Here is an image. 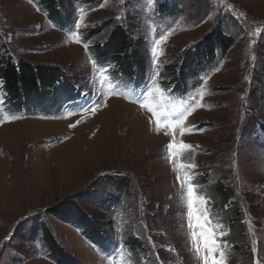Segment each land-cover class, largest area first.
I'll return each instance as SVG.
<instances>
[{
    "label": "rangeland",
    "instance_id": "rangeland-1",
    "mask_svg": "<svg viewBox=\"0 0 264 264\" xmlns=\"http://www.w3.org/2000/svg\"><path fill=\"white\" fill-rule=\"evenodd\" d=\"M7 62L0 264H264V0H0Z\"/></svg>",
    "mask_w": 264,
    "mask_h": 264
},
{
    "label": "trees",
    "instance_id": "trees-1",
    "mask_svg": "<svg viewBox=\"0 0 264 264\" xmlns=\"http://www.w3.org/2000/svg\"><path fill=\"white\" fill-rule=\"evenodd\" d=\"M117 30L118 31L113 33L112 37L113 41L117 42L115 45V49L119 50L122 47L129 48L131 42L128 36L123 35L120 32V29ZM217 32V30L214 31L212 36L200 46L204 51L209 53H213V49L215 46H221V53L224 56V54L233 46L234 40L224 37L221 32H218L219 34H217ZM117 37L119 38L118 41ZM54 75H57L56 71H54V68L34 66L31 64H26L24 62L19 63V65L18 63L15 65L11 64V62H7L4 63V65L0 69V77L4 82V88L12 94H16L19 91L30 92L32 90H35L37 88L38 81L46 83V81H49ZM236 196L237 195H235V197ZM231 229L234 237L240 236L247 238V232L246 230H242V227L241 231H238L235 226L231 227ZM236 230L238 231L239 235L235 234L234 231ZM246 253L247 252L245 251V256ZM246 259H249V256H247Z\"/></svg>",
    "mask_w": 264,
    "mask_h": 264
},
{
    "label": "snow or ice",
    "instance_id": "snow-or-ice-1",
    "mask_svg": "<svg viewBox=\"0 0 264 264\" xmlns=\"http://www.w3.org/2000/svg\"><path fill=\"white\" fill-rule=\"evenodd\" d=\"M161 39H163V37H161ZM144 107H147L148 111L152 112L153 116H155L157 118V123H159L161 115H166L168 117L175 116L178 122H182L183 117L185 116V113H187L189 111L188 107L174 106V108L171 112L160 113V112H157L155 110V108H153L149 105H144ZM13 119H14V117H13ZM168 147L172 148L173 145L170 144ZM180 147L185 148L188 146L187 145H181ZM187 195H188V207H189V209H191L193 207V204L195 203V201L193 200V187L192 186L188 187ZM191 215H192V213L190 211L189 216H191ZM205 247L208 249V254L203 257V260H204V264H209V256H212L219 246L216 245L215 241L213 240L211 244H208L206 242ZM221 256H223V252H221ZM212 264H217V262L215 260H213Z\"/></svg>",
    "mask_w": 264,
    "mask_h": 264
},
{
    "label": "bare ground",
    "instance_id": "bare-ground-1",
    "mask_svg": "<svg viewBox=\"0 0 264 264\" xmlns=\"http://www.w3.org/2000/svg\"><path fill=\"white\" fill-rule=\"evenodd\" d=\"M124 107V106H123ZM122 106H115V108L118 109V111L122 114L124 112V109L126 108H123ZM125 107H128V106H125Z\"/></svg>",
    "mask_w": 264,
    "mask_h": 264
}]
</instances>
